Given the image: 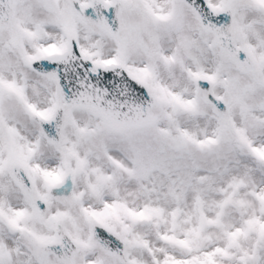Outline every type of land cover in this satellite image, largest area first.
Here are the masks:
<instances>
[{"label":"snow or ice","instance_id":"obj_1","mask_svg":"<svg viewBox=\"0 0 264 264\" xmlns=\"http://www.w3.org/2000/svg\"><path fill=\"white\" fill-rule=\"evenodd\" d=\"M0 264H264V0H0Z\"/></svg>","mask_w":264,"mask_h":264}]
</instances>
